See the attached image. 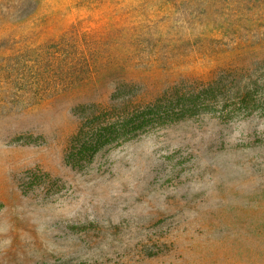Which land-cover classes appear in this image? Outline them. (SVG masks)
I'll return each instance as SVG.
<instances>
[{
    "label": "rangeland",
    "instance_id": "rangeland-1",
    "mask_svg": "<svg viewBox=\"0 0 264 264\" xmlns=\"http://www.w3.org/2000/svg\"><path fill=\"white\" fill-rule=\"evenodd\" d=\"M64 38L34 106L0 57V264H264V0H0V54Z\"/></svg>",
    "mask_w": 264,
    "mask_h": 264
},
{
    "label": "trees",
    "instance_id": "trees-1",
    "mask_svg": "<svg viewBox=\"0 0 264 264\" xmlns=\"http://www.w3.org/2000/svg\"><path fill=\"white\" fill-rule=\"evenodd\" d=\"M62 42L56 43L52 47L53 53L49 57L38 55L36 51L15 52L11 55L4 56L0 54L5 62V79L8 80V86H15L19 92V99L21 102L34 106L45 101L49 96L46 95V90L58 89L60 86L72 87L81 83L79 75H83V68H80L81 63L77 62L71 56L63 57L60 55L62 51ZM26 53H33L32 66H29L26 59ZM88 66L86 65V68ZM22 68L25 74L21 79ZM6 98H11L8 94Z\"/></svg>",
    "mask_w": 264,
    "mask_h": 264
}]
</instances>
